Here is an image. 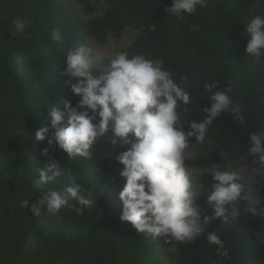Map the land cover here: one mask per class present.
<instances>
[{
  "label": "trees",
  "instance_id": "obj_1",
  "mask_svg": "<svg viewBox=\"0 0 264 264\" xmlns=\"http://www.w3.org/2000/svg\"><path fill=\"white\" fill-rule=\"evenodd\" d=\"M81 1L93 12L91 0ZM94 1L107 9L85 21L72 0H0V264H221L216 246L205 239L210 231L218 233L229 252L230 258L222 264H264L259 238L263 218L247 211L246 187L244 198L237 202L238 220L229 216L227 223L214 221L206 226L205 235L191 243L154 240L120 221L119 193L125 180L116 157L131 144L115 151L105 141L112 136L109 132L93 147L91 159L69 162L58 147L35 137L45 124L50 134L54 132L47 120L52 104L64 99L74 106L78 103L64 84L71 77L62 75L67 51L81 44L88 48L93 42L105 44L109 38L119 40L132 28L138 35L124 52L160 62L189 92L188 111L178 109L185 131L192 120L201 121L206 115L203 109L211 106L204 85L212 81H219L221 88L233 86V100L245 116L244 124L228 113L215 120L205 139L212 144L211 152L185 159L186 167L225 166L248 155L247 164L256 168L248 146L252 132H264L258 117L264 114V103L259 101L264 95V64L257 65L246 53V26L253 16L264 15V5L257 7V0H207V7L198 6L194 14L177 18L167 11L172 0ZM16 18L26 21L23 32L15 30ZM54 29L60 30L62 43L51 39ZM195 143L193 138L189 146ZM45 148L52 159L72 169L47 187L60 190L75 176L93 194L96 203L90 210L80 215L76 202L70 201L72 207L57 214L42 209L40 217L32 215L31 204L43 194L33 183L42 163L50 162L43 155ZM257 179L264 191V174ZM213 183L210 175L202 178L197 201L209 215L213 210L207 198ZM23 200L30 201L29 209L21 208Z\"/></svg>",
  "mask_w": 264,
  "mask_h": 264
},
{
  "label": "clouds",
  "instance_id": "obj_2",
  "mask_svg": "<svg viewBox=\"0 0 264 264\" xmlns=\"http://www.w3.org/2000/svg\"><path fill=\"white\" fill-rule=\"evenodd\" d=\"M261 5L264 0H257L256 6ZM198 6L207 7V0H172L167 11L183 18L185 14H194ZM13 24L17 32H23L26 21L16 18ZM192 27L196 29L195 25ZM246 35V53L254 57L257 65L264 64V15L253 16L247 23ZM51 39L63 42L59 29L52 31ZM109 61L108 69L97 75L100 63H96L86 45L67 51V66L62 75L71 77L64 84L79 98L78 103L74 106L64 99L47 108V120L54 132L50 134L45 124L36 130V139L58 147L67 154L69 162L78 157L91 159L93 147L107 138L109 132L112 136L105 141L115 151L131 144L116 157L123 166L120 177L125 180L119 193L120 221L154 240L164 237L166 242L191 243L205 235L206 226L214 221L227 223L229 216L238 220L241 210L237 202L244 198L245 192L239 173L219 168L211 172L214 183L207 203L213 211L209 215L197 203L200 195L194 190L185 164V150L190 141L194 138L195 142L203 143L209 126L222 114L228 113L236 122L245 123L241 106L232 97L233 86L221 88L219 81L206 83L204 89L210 94L211 106L203 109L206 115L201 121L192 120L185 131L178 109L183 107V112H187L191 97L174 82L169 71L143 55L129 57L126 52L117 53ZM259 101L264 103V95ZM258 117L264 122V114ZM248 152L254 158L256 170L264 174V132L250 134ZM43 155L50 162L42 163L39 178L33 183V188L43 194L31 204L32 215L40 217L42 209L57 214L65 206L71 208L70 201L76 202L75 211L80 215L90 210L96 203L93 194L78 184L75 176L60 190L47 187L58 177L70 175L72 169L52 159L48 148ZM29 205V200L21 202L23 209H29ZM247 211L254 213L255 208ZM205 239L216 246L221 264L230 258L217 232H207Z\"/></svg>",
  "mask_w": 264,
  "mask_h": 264
},
{
  "label": "rangeland",
  "instance_id": "obj_3",
  "mask_svg": "<svg viewBox=\"0 0 264 264\" xmlns=\"http://www.w3.org/2000/svg\"><path fill=\"white\" fill-rule=\"evenodd\" d=\"M72 3L85 21L102 15L107 9L103 3L97 4L94 0H91L90 3L93 12H89L81 0H72ZM137 35L138 32L135 29L127 28L122 38L119 40L109 38L105 44L93 42L89 49L91 50V55L94 57L96 63H100L96 74L98 75L100 72H105L109 67V60L114 58L117 53L124 52L132 44ZM155 63L161 67L160 62ZM211 150L212 144L210 142H197L190 145L185 150V159H193L198 155L207 154L211 152ZM247 157L248 155H246L241 161H235L225 166H215L207 169H194L187 167V169L189 170V175L192 180L194 190L197 192V194H199V187L201 185L202 178L210 175L215 169L224 168L226 170L237 171L241 177V181L244 183L247 189L248 207L255 208L254 214L260 215L263 218V227L262 231L259 233V238L264 244V191L258 187L257 177L259 172L255 167H251L247 164Z\"/></svg>",
  "mask_w": 264,
  "mask_h": 264
}]
</instances>
